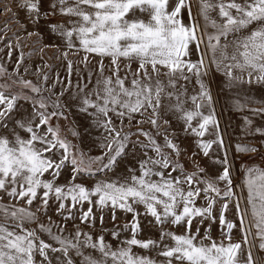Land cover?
Instances as JSON below:
<instances>
[{
	"label": "snow or ice",
	"instance_id": "6c2138e0",
	"mask_svg": "<svg viewBox=\"0 0 264 264\" xmlns=\"http://www.w3.org/2000/svg\"><path fill=\"white\" fill-rule=\"evenodd\" d=\"M23 6L30 14L34 13L37 20L40 18L41 0H24ZM185 7L191 20L187 24L180 18L181 9ZM217 9L221 22L210 17ZM136 10L147 13L149 18H127ZM48 13L69 18L67 24H50L49 28L65 40L68 49H74L73 54L85 53L81 63L87 69V83H82L83 74L77 69L78 91L71 98L79 100V112L93 117L94 123L107 133L100 144L105 151L101 156H87L62 135L59 124H52L53 118L67 119L66 105L60 98L72 87L71 60L68 61L67 86L57 78V83L62 85L58 95L54 92L55 84L51 88L43 86L47 83V74L43 75V85L20 75L23 54L11 73L0 64V81H3L0 82V192L17 201V204L0 202V264H36L37 254L42 258L40 264H52L50 252L60 253L63 264H75L70 252L82 258L81 264H264V258L254 256V245L249 239L257 238L258 248L264 251V169H246L247 207H242L241 198L233 191L226 155L223 160L214 161L223 165L222 172L207 178L202 175L206 172L203 167L186 171L183 164L174 162L164 152V148H168L180 154L179 147L166 133L161 145L150 133L139 128L138 133L148 141L140 144L144 159L138 161L139 175L137 169L129 168V176L97 180L91 188L77 182L82 174L91 178L98 173L112 172L126 154L129 134L122 135V127L117 129L113 117L120 120L122 126L125 118L131 124L134 114L143 115L151 109V117L138 123H150L160 135L158 121L164 96L175 98L176 103L169 105L168 110L174 111L177 119L183 121L185 132L190 131L199 138L197 147L204 156L209 155L214 144L223 147L205 77L209 75L210 66L215 65L216 70L227 77L230 88L244 84L264 85V0H217L216 3L200 0L195 15L190 0H177L171 8L170 0H50ZM199 17L203 18V25ZM209 27L214 31L208 32ZM222 38L224 43H221ZM192 46L200 52L197 61L189 58ZM8 48L11 58V44ZM63 55L67 59L68 52ZM90 57L100 59L95 83L86 92L94 75L88 67ZM105 58L110 59L111 75H105ZM122 59L127 68L123 76L120 75ZM133 63L138 64L136 70L131 68ZM193 77L199 86L198 92L189 97L186 84H181L176 91L178 81L191 83ZM168 88L173 91H167ZM44 92L49 95H43ZM53 95L57 96L55 100ZM188 100L191 109L185 107ZM20 101L30 103L32 111L16 118ZM249 103L264 104V100L245 95L243 103L240 99L235 101V107L243 110ZM249 111L264 113V107L249 108ZM245 124L251 125L252 121L245 117ZM70 131L73 136L78 135L74 129ZM21 132L26 135L22 136ZM256 134L264 136V128L256 127L249 133ZM206 135L215 139H202ZM236 150L258 151L254 146L239 144ZM149 151L155 155H149ZM66 168L71 171L70 181L58 184L56 181ZM46 173L52 178H44ZM220 183L225 185L223 189ZM201 194L205 204L197 206ZM50 199L58 202L63 225L56 224L51 217L47 223L40 222L37 213L47 208ZM37 200L40 207L33 211L31 206ZM233 200L242 242L233 241V229L237 225L225 215ZM19 201H24L28 207L18 206ZM219 201H222L218 215L221 239L217 241L210 236V229L203 236L199 227L195 231L192 229L196 218H200L201 224L216 219L213 208ZM85 204L89 206L80 214L81 224L95 220L94 207L118 208L132 214V220L123 226L124 231H130V238L119 240L120 230L114 228L111 235L118 240L119 246L113 247L103 234L94 239L79 226L74 233L63 235L67 221L75 219L73 209ZM138 206H143L145 213L154 218L155 225L160 228L159 239L137 238L140 230L136 219ZM112 219L115 221V215ZM32 223L37 227H25ZM166 225L182 227L184 231L177 234L166 230ZM38 233L47 234L58 246L46 242ZM134 248L149 254H140ZM85 249L98 252L99 258L86 254ZM245 252L246 259H242Z\"/></svg>",
	"mask_w": 264,
	"mask_h": 264
},
{
	"label": "rangeland",
	"instance_id": "374dc122",
	"mask_svg": "<svg viewBox=\"0 0 264 264\" xmlns=\"http://www.w3.org/2000/svg\"><path fill=\"white\" fill-rule=\"evenodd\" d=\"M177 0H170V8L174 7ZM192 12L195 15L200 6V0H190ZM213 3H216L217 0H212ZM239 2V0H238ZM50 0H41L42 10L40 18L37 20L34 13H29L27 9L23 6L24 0H0V64H3L8 72H12L16 64L23 54L24 62L20 65V75L26 79L31 80L33 83L43 85V75H48V80L45 87L51 88L55 84L54 92L58 95L61 91L62 85L57 83V78L63 82V86L68 84V61L73 62V72L71 76L72 87L65 92L64 96L61 97V103L66 105L64 109V114L67 119L64 118H53L52 124H59L62 129V135H66L67 139L70 140L80 151L84 152L87 156H101L105 149H103L100 144L104 136L107 133L104 130L94 123V118L90 117L85 113L78 111L77 106L79 104L78 99H72V94L77 92L76 88L77 82L80 80V77L77 76V69L83 74L82 83H87V69H85L84 64L81 63L85 53L80 52L78 55L73 54L74 49H68L65 40L59 36L57 33H53L49 25L56 23L67 24L68 17L61 16L59 13L51 15L48 13ZM8 9V10H5ZM143 18L147 20L148 14L141 13L139 10H136L135 13H130L127 18ZM212 19L220 21L218 14V9L210 13ZM180 18L184 23H191L189 17L188 8H182L180 13ZM199 22L201 25L204 24L203 18L199 17ZM254 27V26H253ZM214 30L209 27L208 32H213ZM33 33V35H29ZM229 39H232L230 36ZM74 43L78 46V40L73 38ZM221 43H224L223 38ZM11 44V58H9L8 53L10 49L8 45ZM204 48V45H201V49ZM68 52L67 59H65L63 53ZM31 53V55H29ZM209 57L211 53L208 54ZM192 61H197L200 58V52L194 47H191L190 57ZM99 57L92 58L90 57L91 63L89 68L94 71L93 81L88 85L89 91L95 83V71L98 68L97 62ZM125 61L121 60V72L120 75L123 76L127 72L125 67ZM104 64L105 75H111V71L108 69L110 64V59L105 58ZM138 67L137 63L131 65L132 70H136ZM27 69V71H25ZM6 80V78H5ZM3 82V81H0ZM127 83V82H126ZM205 83L209 86L212 98H213V108L215 110V117L218 121V131L220 137L223 140V147L219 145H213L212 150L208 156H204L203 152L197 147V138L189 132H185V125L183 121L177 119V114L174 111H169L168 106L174 105L176 103L175 98L168 99L166 96L162 99V107L160 109V119L159 132L160 135H157V129L154 128L150 123H138V121H147L151 117V109L147 112L141 114H134L135 118L129 124L127 118L124 119L123 125L121 126L120 120L113 117L114 124L119 130L122 127V135L124 133L129 134V143L125 149V155H123L115 169L112 172H108L106 175L104 173H98L94 177H88L86 175H81L77 182L83 183L89 188H91L95 181L102 179H116L118 177L123 178L129 176V168L137 169L136 174L139 175L138 171V161L144 159L143 149L140 147V144L148 143L147 139L138 133V129L142 128L145 132L150 133L156 141L163 145L164 144V134L166 133L169 139L173 140L174 143L180 149V154L177 155L175 152H172L171 149L164 148V152L169 154L170 158L175 162L179 161L183 164L186 171H196L197 166L203 167L206 172L202 175L207 178H212L217 176L223 170V165L214 163L215 160H223L225 155L230 164V174L233 180V191L236 196L241 198V206L247 207L246 197L247 189L245 186V180L247 178L246 169L249 167H256L264 169V136L249 135L250 132H254L256 127L264 128V113L254 114L249 111V108H261L264 107V104L260 103H249L247 107L243 110H237L235 107V101L240 99L243 103V97L245 95L254 97L256 100H264V85L258 84H244L239 87H229L227 82V77L221 71H217L215 65H211L209 68V75L205 77ZM181 84H186L187 93L190 97L199 91V86L195 82L193 77L191 83L186 81H178L176 91H179V86ZM18 90V89H16ZM28 91V90H25ZM167 91H173L171 88H168ZM43 95L48 96V92H44ZM163 95V94H162ZM56 95L52 96V99L55 100ZM95 99V97H93ZM185 99V97H181ZM185 107L191 109V101L188 100ZM32 111L31 105L28 102L20 101L18 102V108L16 111V118L21 116H27ZM51 111V109H49ZM90 111H92L90 109ZM207 114V109L204 110ZM111 115V113H110ZM245 117L252 121L251 125L245 124ZM168 121V123H165ZM195 124V121L193 122ZM70 129H74L78 135L73 136ZM22 136H25L26 133L21 132ZM202 139L209 140L215 139L214 136L206 135ZM249 145L254 146L258 149L256 152H238L236 150L237 145ZM195 153V155H193ZM151 156L155 154L151 151L148 153ZM177 175V173H172ZM71 171L70 168H66L60 174L57 179L58 184H66L70 181ZM46 179H51L47 173L45 174ZM154 179H156L154 177ZM219 187L223 189L225 185L223 183L219 184ZM0 202L5 204H17V201L10 200L6 193L0 192ZM222 201H219L213 208V215L216 217L215 220H205L202 224L199 223L200 218H196L193 222V231L197 227L200 228V234L203 236L204 232L207 229H210V236L219 241L221 239V225L218 223V215L220 212ZM205 201L203 194L197 199V206L204 205ZM58 202L54 199L49 200V204L46 209H43L37 213L40 222L47 223L48 218L51 217L52 221L56 224L63 225L62 216L58 212L57 208ZM18 206L28 207L24 201H19ZM89 205L85 204L83 207L78 206L76 209H73L75 219L67 221V230L63 235H69L74 233L76 226H79L83 231L90 232L95 239L99 235L103 234L105 241L113 245V247L119 246L118 240L114 239L111 235V232L114 228L120 230L119 240H124L130 238V231H124L123 226L125 223L132 220V214L126 213L120 209H112L111 207H106L101 210L99 207H94L95 220L87 224L80 223V214L83 210ZM40 207V201H34L31 206V210L36 211ZM138 216L136 217L140 230L137 233V238L140 239H159L160 228L155 225L154 218L149 214H146L143 206H138ZM115 215L116 219L113 221L112 217ZM226 218L236 223L237 227L233 229V241L242 242V232L239 227V219L237 216L235 208V200L229 204V210L225 213ZM102 217V219H101ZM250 217V209H249ZM25 227L36 228L35 223L26 224ZM166 230H171L177 234H182L184 229L182 227H177L173 225H166ZM54 232H58L57 228H53ZM255 229H253V232ZM42 239L46 242L53 243L51 239L45 233H38ZM252 241L254 248V256L258 255L259 257L264 258V251H261L258 248L259 240L254 237H249ZM166 243H171V241H165ZM227 242V241H225ZM54 246H58L55 245ZM86 254H91L96 258H99V253L95 252L92 249H85ZM135 252L140 254H149L142 249L134 248ZM70 255L73 256L75 264H81L82 258L75 256L74 252H70ZM151 255L155 257V252H152ZM52 264H63V257L60 253H49ZM246 259V252L241 257ZM36 264H40L42 260L41 257L37 254L35 257ZM46 264V262H45Z\"/></svg>",
	"mask_w": 264,
	"mask_h": 264
}]
</instances>
